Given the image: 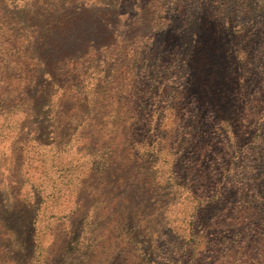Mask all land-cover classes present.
Instances as JSON below:
<instances>
[{"label": "rangeland", "instance_id": "1", "mask_svg": "<svg viewBox=\"0 0 264 264\" xmlns=\"http://www.w3.org/2000/svg\"><path fill=\"white\" fill-rule=\"evenodd\" d=\"M21 207L24 264H264V0H0V264Z\"/></svg>", "mask_w": 264, "mask_h": 264}, {"label": "trees", "instance_id": "2", "mask_svg": "<svg viewBox=\"0 0 264 264\" xmlns=\"http://www.w3.org/2000/svg\"><path fill=\"white\" fill-rule=\"evenodd\" d=\"M168 30H165V34H161L163 43H171L175 35L177 33L176 29H174V26H169L167 28ZM188 32L191 34H211V35H219L223 34V26L219 25L217 21L210 22L205 21L204 23H191ZM220 36V35H219ZM221 40L216 39L215 37H209L205 40V42L202 44L203 48L202 51L199 52L202 56H199V64L195 66L197 69L203 70L210 62H204L206 61V57L209 52H211L212 61L215 59V55H219V53L224 49V47L229 48V44L225 42V37L220 36ZM202 62V65H200ZM214 64L213 66H215ZM186 66V65H185ZM191 69V68H190ZM211 83H216L213 78L210 79ZM235 101H237L235 98L228 100L225 103V107H228L229 112L226 115L227 127L229 130H233L236 126H238L242 122V115H241V109L240 100L237 101V107L232 108ZM5 215L3 217L4 224L9 227L13 231V233L17 237V248H16V262L24 264L27 260L28 254L31 252L34 242H35V228L32 226V214L26 209L22 208L18 211L14 210H7L5 211Z\"/></svg>", "mask_w": 264, "mask_h": 264}]
</instances>
